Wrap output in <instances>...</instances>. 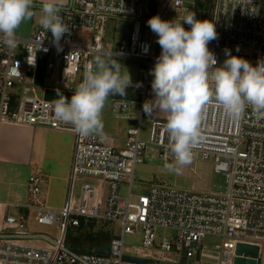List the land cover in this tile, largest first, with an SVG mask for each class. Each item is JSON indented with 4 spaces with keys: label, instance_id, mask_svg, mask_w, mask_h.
I'll return each instance as SVG.
<instances>
[{
    "label": "built area",
    "instance_id": "2783aa9c",
    "mask_svg": "<svg viewBox=\"0 0 264 264\" xmlns=\"http://www.w3.org/2000/svg\"><path fill=\"white\" fill-rule=\"evenodd\" d=\"M196 6L194 2L195 14ZM213 9L210 20L216 25L218 39L208 47L217 57V66L226 59L225 49L254 66L264 59V0H214ZM256 9V13L249 12ZM188 12L191 11L184 0H71L61 13L70 31L64 34L59 45L41 24L28 40L15 35L12 46L0 39V127L5 124L46 126L75 135L69 197L64 209L57 212L46 207L42 178L32 176L28 204H8L9 210L20 208L21 211L16 216L6 215L7 228L0 233V264H135L125 258V240L127 235L136 233L140 234L144 248L177 253L187 264H200L207 238L223 241L217 247L221 250L219 264H235L239 245L257 247L261 252L264 247V119H258L251 108L239 120L228 119L215 104L206 106L203 113L202 138L193 149V158L202 155L215 159L216 173L226 179L224 190L192 193L156 186L147 195L135 196L136 168L144 164L150 148L158 151L164 164L173 160L166 120H150L149 135L144 139L141 114L128 128L123 144H116L113 138L81 136L72 125L57 119L52 104L44 99L46 89L74 93L82 82L86 66L95 56L111 53H116V58L144 63L138 78L143 82L140 91L145 96L153 79L150 70L160 55L156 49L157 36L148 27V19L159 15L163 20L182 21L178 15ZM116 18L130 21L132 26L129 36L115 45L107 42L105 35L108 23ZM183 26L190 29L187 24ZM79 31H89L91 37L79 36ZM34 58L33 66L28 61ZM17 62L20 75L13 71ZM42 70L44 80L47 73H58V88L38 85ZM39 90L43 98L37 95ZM30 92L35 96H30ZM131 104L114 100L111 110L116 116H124L130 112ZM141 108L143 113V105ZM83 180L89 182L82 185L80 197L75 199L76 184ZM123 188L126 195L122 193ZM31 211L36 212L40 225H57L60 237L52 239L29 233L27 220ZM81 220L120 224L122 236L113 239L105 255L76 253L67 245L66 234L69 228H78ZM169 232L173 235L168 236ZM260 252L257 255L245 252L241 257L255 259L259 264Z\"/></svg>",
    "mask_w": 264,
    "mask_h": 264
},
{
    "label": "clouds",
    "instance_id": "9594fccd",
    "mask_svg": "<svg viewBox=\"0 0 264 264\" xmlns=\"http://www.w3.org/2000/svg\"><path fill=\"white\" fill-rule=\"evenodd\" d=\"M34 7V0H0V39L8 46L15 43L21 23L35 16ZM64 8L65 0H41L39 23L51 32L57 45L70 31L61 15ZM249 12L256 13L257 9ZM184 24L190 29L186 30ZM147 25L157 36L161 52L150 70L154 98L143 103V111L149 118L157 111L166 114L165 130L173 160L165 162L164 168L178 174L192 163L209 104L219 105L230 120L241 119L248 108L258 119H264V59L254 66L225 49L226 59L217 66V57L208 47L218 39L216 25L209 19H197L192 11L182 21L154 15ZM28 63L34 66L35 58ZM122 67L116 53L96 55L70 100L58 93V99L49 102L57 119L72 125L81 136L106 139L102 112L108 98L125 97L129 87L142 86L133 85L129 72H122ZM13 71L21 74L18 62Z\"/></svg>",
    "mask_w": 264,
    "mask_h": 264
},
{
    "label": "rangeland",
    "instance_id": "374dc122",
    "mask_svg": "<svg viewBox=\"0 0 264 264\" xmlns=\"http://www.w3.org/2000/svg\"><path fill=\"white\" fill-rule=\"evenodd\" d=\"M186 7L193 11V3L198 1L203 7L202 10L196 13V18L199 20L212 19L214 12V0H184ZM207 7V9H206ZM174 17V15L169 16ZM131 22L116 18L112 19L106 28V41L113 42L115 45L129 36L131 29ZM79 36L85 38L91 37V32L89 31H79ZM156 49L161 52L159 44H156ZM118 61L124 66L122 67V72H129L133 85L140 83L143 84L138 78V73L140 69L144 66L143 62L136 60H128L124 58H117ZM46 80H44V85L41 87L46 88H58L60 77L57 72L47 73ZM127 96H110L106 101L105 107L102 112V119L104 123V131L106 137H120L121 139L125 137L126 133L124 127L127 128L128 122L117 118L113 115L111 108L113 105L112 99H123L128 100L132 107L141 109L143 103L146 100H151L154 98L151 88L148 89L147 94L144 96L140 87H129L127 90ZM30 96H35L33 92L29 93ZM37 95L43 98L42 91H38ZM132 100L137 101L139 104L131 102ZM134 109V108H133ZM136 113V112H135ZM155 114V115H154ZM153 115L157 117V114L164 117H157L159 119L166 120V114L157 111ZM138 115V114H137ZM127 125V126H126ZM126 130V129H125ZM150 131V122L144 119L142 124V135L146 139ZM126 138V137H125ZM116 144H123L122 141L116 142ZM73 165V162H72ZM72 172V167H71ZM29 175V174H27ZM71 176V175H70ZM27 181H30V175L27 176ZM71 180V179H70ZM70 180L68 185L59 184L57 187L50 189L46 193L45 202L46 207L51 210L60 212L63 210L69 197ZM89 182L87 180L80 181L76 184L74 191V198L78 199L80 197L81 187L84 183ZM226 179L223 175H219L215 171V159L212 157H204L202 155L193 158L192 163L184 166L181 171L177 174L175 172H169L164 168V163L161 160L158 151L155 148H150L145 157L144 164L138 165L135 173L134 189L133 193L135 196L147 195L153 187L156 186H168L171 188L180 189L183 191H189L192 193H211L214 191L224 190L226 187ZM93 183V182H92ZM29 189V184H28ZM123 195L127 194L125 188L122 189ZM10 215L16 216L17 211L11 210ZM36 212L31 211L29 218L27 220V230L32 234H43L49 236L52 239H58L60 237V231L57 225L43 226L36 221ZM4 222V221H3ZM85 222V221H84ZM85 226L90 227L95 233H100L101 231L109 232L112 237L122 236V227L120 224H106L104 222H85ZM80 227V226H79ZM78 227V228H79ZM7 228V225L3 223L0 233ZM78 228H69L78 231ZM168 236H172L173 233L169 232ZM113 241V240H112ZM205 246L207 247L203 256L200 259V264H219L221 260V250L218 246L223 244V241L219 238H207L205 240ZM126 245V260L134 262L135 264H187V260L177 253H167L161 249H146L142 245V239L139 233L134 235H127L125 240ZM109 251V250H108ZM106 252V254L108 253ZM259 264H264V247L261 249L259 255ZM195 262H189V264H194Z\"/></svg>",
    "mask_w": 264,
    "mask_h": 264
},
{
    "label": "crops",
    "instance_id": "0c3cea01",
    "mask_svg": "<svg viewBox=\"0 0 264 264\" xmlns=\"http://www.w3.org/2000/svg\"><path fill=\"white\" fill-rule=\"evenodd\" d=\"M70 1L65 0V5L69 4ZM40 5L41 0H37V4L32 9L35 16L31 20L22 22L16 30V36L21 40L30 39L35 28L40 24L39 19L42 15ZM185 15L186 13L179 14L178 17L183 19ZM114 100L123 99H112V102ZM124 101L129 102L128 100ZM131 102L138 104L134 100ZM141 114L144 116L143 119L148 122L157 117H164L159 114L156 117L154 114L149 118L144 111L142 113V108L138 109L137 112V108L132 107V105L130 112L124 116H116L113 113L117 118L128 122L127 128L124 127L123 132L125 133L141 118ZM125 137L122 139L121 136L113 137V139L120 142ZM74 150L75 135L72 132L59 131L46 126L31 127L5 124L0 127V229L5 222L7 213L11 210L21 211L20 208L9 210V203L21 206L28 204L29 183L26 179L27 176L30 175V178L40 176L42 178L44 202L46 193L50 189L59 184L68 185Z\"/></svg>",
    "mask_w": 264,
    "mask_h": 264
},
{
    "label": "trees",
    "instance_id": "16d2710c",
    "mask_svg": "<svg viewBox=\"0 0 264 264\" xmlns=\"http://www.w3.org/2000/svg\"><path fill=\"white\" fill-rule=\"evenodd\" d=\"M197 11L202 10V5L196 1ZM205 8V7H203ZM207 9V7H206ZM45 72L42 70L38 76L37 83L39 86L44 85ZM114 237L109 232L101 231L95 233L92 231L91 226L87 228L84 220L80 221L78 231L70 229L66 234L67 245L76 253L80 254H98L105 255L110 249Z\"/></svg>",
    "mask_w": 264,
    "mask_h": 264
},
{
    "label": "water",
    "instance_id": "95a60500",
    "mask_svg": "<svg viewBox=\"0 0 264 264\" xmlns=\"http://www.w3.org/2000/svg\"><path fill=\"white\" fill-rule=\"evenodd\" d=\"M58 93L63 94L69 100H70L71 96L73 95V93H69V92H63V91L53 90V89H46L44 92V99L46 101L52 102L53 100L58 99ZM245 252L257 255V254H259L260 249L257 247H249V246L239 245L237 248V254L239 255V257L235 260V264H258V261L255 259H247L246 260V259L242 258L241 256Z\"/></svg>",
    "mask_w": 264,
    "mask_h": 264
}]
</instances>
